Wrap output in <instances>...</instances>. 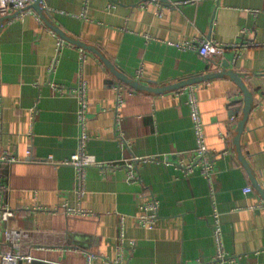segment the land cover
Listing matches in <instances>:
<instances>
[{
	"label": "crops",
	"instance_id": "obj_1",
	"mask_svg": "<svg viewBox=\"0 0 264 264\" xmlns=\"http://www.w3.org/2000/svg\"><path fill=\"white\" fill-rule=\"evenodd\" d=\"M32 9L36 14H19L0 28V156L22 159L0 165V184L7 187L2 201L15 212L7 227L29 234L23 249L33 260L21 264L209 263L219 252L216 213L227 255L238 264H264L263 199L235 146L244 115L237 84L223 77L166 93L135 90L97 54L62 41ZM45 12L65 34L150 87L211 72L197 49L182 44L238 43L246 29L243 39L258 45L237 57L228 50L220 61L243 73L254 93L240 145L264 187V0H50ZM80 71L89 84L86 150L114 165L88 167L83 197L76 168L61 164L79 151L78 101L57 89L72 90ZM190 89L215 155L211 180L199 171L186 177L174 164L190 163L197 148ZM148 199L159 202L154 228L138 223ZM66 208L86 213L68 215Z\"/></svg>",
	"mask_w": 264,
	"mask_h": 264
},
{
	"label": "built area",
	"instance_id": "obj_2",
	"mask_svg": "<svg viewBox=\"0 0 264 264\" xmlns=\"http://www.w3.org/2000/svg\"><path fill=\"white\" fill-rule=\"evenodd\" d=\"M37 0H0V16H7L13 14L14 11H22L21 15L34 13L31 5L35 3ZM50 0H41V6L44 10H48ZM150 2H154L159 4L161 0H150ZM87 7V6H86ZM85 15V14H84ZM247 32L246 29L242 30L240 37L242 38L238 43H219L213 40L212 38H204V39H195L193 41H187L186 43L182 44L180 47L187 50V49H197L199 54L206 60L210 62H219L224 55L225 52L228 50H233L235 52V57L239 55L241 50L247 49L249 47H254L258 45V43L252 41H246L243 39L244 34ZM60 48L61 43H59ZM84 57H86V53L84 52ZM56 60L53 61V66L51 69L54 68ZM141 75V73H139ZM78 83L77 86L69 90L65 87L57 86V89L62 94H72L77 98L78 101V123L81 127V138L79 143L78 152L72 156L69 161H64L61 164L69 165L72 164L76 168V177H75V184L77 187V192L80 197H83L86 194V172L88 167L95 166L99 168L104 167H114L113 164H107L98 161V159L87 152L86 144L89 139V134L86 131L87 120H88V112H89V84L88 81L84 78L83 72H79L78 76ZM190 98L188 104L191 107L192 118L194 122V129L196 130V137H197V145L196 149L193 152V159L190 163L186 164L184 161H179L174 163L177 165V168L181 169L184 173V176H189L191 173L196 171L201 172V174L207 179L211 180V177L214 173V153H212L208 146H206L205 136H204V129L201 120V115L198 109L197 98L192 93V89H190ZM121 101V98H120ZM232 119H235L233 116ZM225 138V136H224ZM232 152L231 148L225 150L222 153L224 156L225 154H229ZM31 156V152L28 153V157L23 159L27 161ZM158 158H153L154 160ZM51 159V158H50ZM144 158H136L135 160H140ZM22 159L13 158L9 156L7 153H3L0 156V165L5 163H12L21 161ZM52 160H50V163ZM128 170V177L131 181L135 182L137 180V176L135 174V166L133 164H129ZM5 185L0 184V234L2 233V241H0V264H21L23 261H27L28 263L32 262L31 255L26 254L23 249V243L29 237L27 231L24 230H16L7 227V223L11 218L15 216L14 210L7 204H4L2 201L3 192L6 190ZM253 188L248 187L245 189L246 193L252 192ZM264 207V201L261 200V203L258 205V208ZM158 208L159 202L158 200L148 199L141 204L142 213L138 216V223L147 228H154L157 219H158ZM66 213L70 214H85L86 212L81 209H74V208H66ZM221 220L220 215L217 213L215 214V225H214V233L215 239L217 244V249L219 250L217 256L210 261L209 263H202L198 262L197 264H238L235 258H230L226 250H224V242H223V233L221 229ZM116 264H119L118 262Z\"/></svg>",
	"mask_w": 264,
	"mask_h": 264
},
{
	"label": "water",
	"instance_id": "obj_3",
	"mask_svg": "<svg viewBox=\"0 0 264 264\" xmlns=\"http://www.w3.org/2000/svg\"><path fill=\"white\" fill-rule=\"evenodd\" d=\"M41 0H37L35 3L31 5V8H34L36 12L39 13L41 19L44 21L46 26L53 29L62 39V41H68L76 46H79L81 48H85L87 50L92 51L93 53L97 54L100 59H102L103 63L106 64L108 68L112 71V73L116 76V78L119 80L121 79L123 82L131 86L133 89H137L144 92L149 93H166L171 92L174 90H180L185 87H188V85H193L197 83L205 82L206 80L215 79V78H223V77H230L241 89L242 93H244V107H243V118L238 124L237 129V135L235 137V146L237 147V153H238V159L241 163H244L251 180L254 183L255 189L260 197H262L264 201V187L261 185V183L256 179L255 174L253 173V169L248 163L245 155L243 154V151L241 149L240 140L241 135L244 131V126L246 123V120L248 119L250 113L252 112V108L254 107V93L249 88L247 83L245 82L243 73L236 71L234 68H231V62L228 59H224L219 62H210L209 68L211 67V72L205 74L204 76H197V77H190L187 80H182L179 82L172 83L171 85L166 86H155L150 87L145 85L144 83L134 80L126 76L119 68H116L113 62H111L102 52H100L96 47L87 45L85 42H81L79 40H76L75 38L69 36L68 34H65L61 29H59L56 25L53 24L51 21V18L45 10L41 6ZM22 11H16L11 15L7 16H0V28L1 26L7 21L11 20L17 15L21 14ZM241 101L235 100L233 103H239Z\"/></svg>",
	"mask_w": 264,
	"mask_h": 264
}]
</instances>
